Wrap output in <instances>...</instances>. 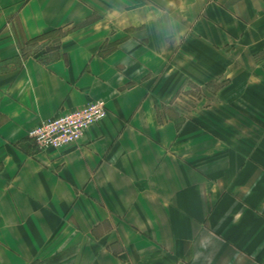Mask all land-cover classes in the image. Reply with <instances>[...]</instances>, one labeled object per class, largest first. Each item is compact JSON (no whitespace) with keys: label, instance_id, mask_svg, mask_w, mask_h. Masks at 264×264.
<instances>
[{"label":"crops","instance_id":"0c3cea01","mask_svg":"<svg viewBox=\"0 0 264 264\" xmlns=\"http://www.w3.org/2000/svg\"><path fill=\"white\" fill-rule=\"evenodd\" d=\"M0 264H264V0H0Z\"/></svg>","mask_w":264,"mask_h":264},{"label":"built area","instance_id":"2783aa9c","mask_svg":"<svg viewBox=\"0 0 264 264\" xmlns=\"http://www.w3.org/2000/svg\"><path fill=\"white\" fill-rule=\"evenodd\" d=\"M107 114L106 102L97 100L39 124L29 132V136L35 140L41 150L78 144L84 133L104 120Z\"/></svg>","mask_w":264,"mask_h":264},{"label":"rangeland","instance_id":"374dc122","mask_svg":"<svg viewBox=\"0 0 264 264\" xmlns=\"http://www.w3.org/2000/svg\"><path fill=\"white\" fill-rule=\"evenodd\" d=\"M64 31L51 32L49 35L41 39H36L28 48L29 53H38L43 51L44 55L52 57L54 54L58 53L59 46L61 44L62 37L64 36Z\"/></svg>","mask_w":264,"mask_h":264},{"label":"trees","instance_id":"16d2710c","mask_svg":"<svg viewBox=\"0 0 264 264\" xmlns=\"http://www.w3.org/2000/svg\"><path fill=\"white\" fill-rule=\"evenodd\" d=\"M50 33H51V32L45 33V34H43V35H41V36L37 37L36 39H41V38H44L45 36L49 35Z\"/></svg>","mask_w":264,"mask_h":264}]
</instances>
